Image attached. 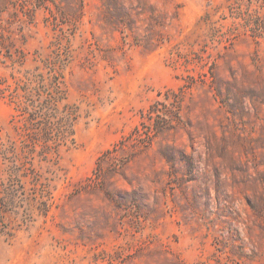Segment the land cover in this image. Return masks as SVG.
I'll use <instances>...</instances> for the list:
<instances>
[{
  "label": "rangeland",
  "instance_id": "obj_1",
  "mask_svg": "<svg viewBox=\"0 0 264 264\" xmlns=\"http://www.w3.org/2000/svg\"><path fill=\"white\" fill-rule=\"evenodd\" d=\"M0 264H264V0H0Z\"/></svg>",
  "mask_w": 264,
  "mask_h": 264
},
{
  "label": "trees",
  "instance_id": "obj_2",
  "mask_svg": "<svg viewBox=\"0 0 264 264\" xmlns=\"http://www.w3.org/2000/svg\"><path fill=\"white\" fill-rule=\"evenodd\" d=\"M63 100H64V98H62V97L61 98L54 97V103H51L50 104L51 106L37 107L33 104L32 105V107L34 109L33 112H29L28 108H26V110H24V111H28V112H26V113H29L28 120L30 122H32L33 124L42 122V121H40L41 119L44 120L42 122V125H44L43 126V136L46 139H48V137L51 135V130H53L54 128L58 131L59 137H62V136H60L61 130L63 128L68 129V126H66V125L70 124L71 122L72 123L75 122V119H77L76 118L77 114H75L73 110H70L69 105H67V104L64 105V111H60L57 109L58 107H54V106H57L55 104H58L59 102L62 103ZM181 101H182V99H181V96L179 95L175 98V102H173L176 114H180ZM45 109H47V111L44 114H42L43 113L42 111ZM53 110H55V112H52ZM158 112L159 111L155 110V106H153L149 111L150 114H155ZM157 119H158L157 125L159 128H165L171 122L169 119H165L161 116H159ZM72 126H73V124H72ZM73 134L74 133L72 132L71 136H73Z\"/></svg>",
  "mask_w": 264,
  "mask_h": 264
}]
</instances>
